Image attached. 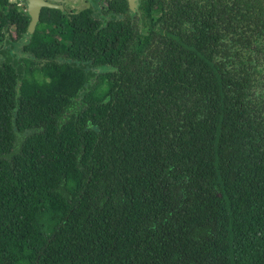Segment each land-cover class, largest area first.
I'll return each instance as SVG.
<instances>
[{"label":"trees","instance_id":"1","mask_svg":"<svg viewBox=\"0 0 264 264\" xmlns=\"http://www.w3.org/2000/svg\"><path fill=\"white\" fill-rule=\"evenodd\" d=\"M18 1L0 264H264V0Z\"/></svg>","mask_w":264,"mask_h":264},{"label":"water","instance_id":"2","mask_svg":"<svg viewBox=\"0 0 264 264\" xmlns=\"http://www.w3.org/2000/svg\"><path fill=\"white\" fill-rule=\"evenodd\" d=\"M26 6V11L30 16V20L26 29V35L30 36L33 32L36 23L39 19V13L41 7L59 8L64 11L62 3H58L51 0H23ZM137 0H127L129 9L135 11Z\"/></svg>","mask_w":264,"mask_h":264},{"label":"rangeland","instance_id":"3","mask_svg":"<svg viewBox=\"0 0 264 264\" xmlns=\"http://www.w3.org/2000/svg\"><path fill=\"white\" fill-rule=\"evenodd\" d=\"M10 1H15V0H10ZM51 1L62 3L64 6V11H68V12H71L73 10L78 11L88 6L90 2V0H51ZM18 3L21 4L20 0L18 1ZM137 9L141 12L144 11L146 9V0H141L140 3L138 4ZM64 32H66V30H64ZM59 38L63 42L68 43V39L66 35H60Z\"/></svg>","mask_w":264,"mask_h":264}]
</instances>
